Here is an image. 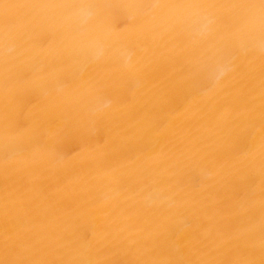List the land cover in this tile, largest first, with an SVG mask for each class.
<instances>
[{
  "label": "bare ground",
  "instance_id": "bare-ground-1",
  "mask_svg": "<svg viewBox=\"0 0 264 264\" xmlns=\"http://www.w3.org/2000/svg\"><path fill=\"white\" fill-rule=\"evenodd\" d=\"M0 264H264V0H0Z\"/></svg>",
  "mask_w": 264,
  "mask_h": 264
}]
</instances>
